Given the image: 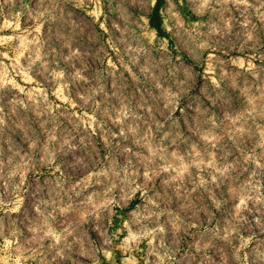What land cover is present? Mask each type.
I'll return each instance as SVG.
<instances>
[{"label": "rangeland", "instance_id": "374dc122", "mask_svg": "<svg viewBox=\"0 0 264 264\" xmlns=\"http://www.w3.org/2000/svg\"><path fill=\"white\" fill-rule=\"evenodd\" d=\"M0 264H264V0H0Z\"/></svg>", "mask_w": 264, "mask_h": 264}]
</instances>
